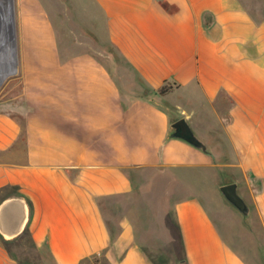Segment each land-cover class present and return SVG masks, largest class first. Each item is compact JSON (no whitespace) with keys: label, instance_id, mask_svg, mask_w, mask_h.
Listing matches in <instances>:
<instances>
[{"label":"crops","instance_id":"1","mask_svg":"<svg viewBox=\"0 0 264 264\" xmlns=\"http://www.w3.org/2000/svg\"><path fill=\"white\" fill-rule=\"evenodd\" d=\"M71 2L84 33L63 63V127L0 110V264H264L262 13ZM181 118L208 153L168 138ZM230 183L249 217L221 194Z\"/></svg>","mask_w":264,"mask_h":264},{"label":"rangeland","instance_id":"2","mask_svg":"<svg viewBox=\"0 0 264 264\" xmlns=\"http://www.w3.org/2000/svg\"><path fill=\"white\" fill-rule=\"evenodd\" d=\"M247 1L264 17V0ZM47 7L53 19L51 35L43 18ZM77 11L71 0H0V110L24 126L63 127V86L70 84L63 63L80 53L84 33L78 21L71 24L74 21H66L65 14L78 19ZM73 77L77 79V72H72ZM217 223L229 240L228 228Z\"/></svg>","mask_w":264,"mask_h":264},{"label":"water","instance_id":"3","mask_svg":"<svg viewBox=\"0 0 264 264\" xmlns=\"http://www.w3.org/2000/svg\"><path fill=\"white\" fill-rule=\"evenodd\" d=\"M168 138L170 140L176 139L186 142L204 153H208L209 151L206 142H204L195 134L185 118H181L171 124V130L168 134ZM220 192L223 197L229 202V204L233 208H235L244 218L250 216V207L239 195L238 186L236 183H230L221 186Z\"/></svg>","mask_w":264,"mask_h":264},{"label":"trees","instance_id":"4","mask_svg":"<svg viewBox=\"0 0 264 264\" xmlns=\"http://www.w3.org/2000/svg\"><path fill=\"white\" fill-rule=\"evenodd\" d=\"M162 7L164 9H169L167 4H165V3H162ZM167 91H168V88L166 86H163V87L160 88L159 93L160 94H165Z\"/></svg>","mask_w":264,"mask_h":264}]
</instances>
